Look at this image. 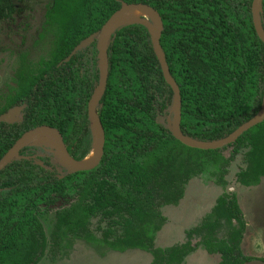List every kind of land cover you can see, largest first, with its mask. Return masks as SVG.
I'll use <instances>...</instances> for the list:
<instances>
[{
  "label": "trees",
  "instance_id": "trees-1",
  "mask_svg": "<svg viewBox=\"0 0 264 264\" xmlns=\"http://www.w3.org/2000/svg\"><path fill=\"white\" fill-rule=\"evenodd\" d=\"M254 0H54L48 24L58 43L51 60L37 72L21 56L17 90L0 118L22 108L14 122L0 121V161L27 132L49 126L60 132L68 154L87 158L94 149L90 100L101 76L99 34L123 3L153 7L164 24L161 45L182 96L181 130L193 140L227 138L262 109L264 42L253 21ZM17 12L14 0H0V22ZM264 29V1L261 13ZM109 76L97 113L105 131L100 164L72 173L41 146H25L0 172V264H39L50 247L42 216L61 204L56 227L84 234L115 250L141 248L152 264H183L197 249L219 254L220 264H248L263 258L242 252L246 222L238 198H221L217 212L239 224L236 237L217 241L204 236L165 250L153 249L163 225L159 199L170 204L201 168V156L215 151L188 147L174 137L175 94L164 78L153 35L141 24L117 29L108 47ZM248 143L246 141L247 137ZM248 149L244 175L259 185L264 176V121L231 145ZM186 165V168H185ZM164 203V204H165ZM98 219L97 229H91ZM101 231V236L97 235ZM191 236V233H188Z\"/></svg>",
  "mask_w": 264,
  "mask_h": 264
},
{
  "label": "rangeland",
  "instance_id": "rangeland-1",
  "mask_svg": "<svg viewBox=\"0 0 264 264\" xmlns=\"http://www.w3.org/2000/svg\"><path fill=\"white\" fill-rule=\"evenodd\" d=\"M14 4L16 14L0 22V111L6 105L7 98L17 90L15 74L21 56L26 54L28 66L37 72L43 61L53 58L58 43L56 31L51 29L47 17L54 0H14ZM16 119L17 116L11 121ZM248 139L249 136L246 138L247 143ZM41 147L53 152L50 147ZM239 148L236 144L200 155L202 168L187 179L181 198L170 204L163 199L158 200L159 211L165 220L155 232L153 249L165 250L187 242L196 244L204 236L220 242L230 241L236 237L240 226L237 221L227 218L224 211L217 212V205L221 198L235 195L247 225L242 252L264 259V176L260 177L259 185L241 183L243 179L255 181V175H244L249 165L248 149ZM61 208L59 204L51 214L42 216L50 247L39 264L153 263L154 256L149 250H115L104 242L89 241L77 231H69L63 226L57 229L56 215ZM97 222L98 219L93 220L94 224L90 228L97 229ZM101 234V231H97L98 236ZM220 262L219 254L212 255L200 247L183 264ZM248 264L264 263L255 261Z\"/></svg>",
  "mask_w": 264,
  "mask_h": 264
},
{
  "label": "water",
  "instance_id": "water-1",
  "mask_svg": "<svg viewBox=\"0 0 264 264\" xmlns=\"http://www.w3.org/2000/svg\"><path fill=\"white\" fill-rule=\"evenodd\" d=\"M263 1L264 0H254L252 5V14H253V21L255 29L260 37V39L264 42V29L261 22V13L263 10ZM129 10H139L141 12H150L153 13L156 17L157 24H158V31L155 35H153V42H154V49L159 57L160 63L163 68L164 72V78H166L168 84L171 86V88L174 91L175 99H174V118L173 120H170L171 123V129L174 134V137L179 140L184 145L195 148V149H201V150H216L223 148L225 146H228L235 141H237L244 133L249 131L250 129L257 126L259 123L264 121V100L262 103V109L261 111L249 122L243 124L239 129H237L234 133L229 135L227 138L215 141V142H201L193 140L187 136H185L181 130V120H182V96L181 91L179 88V85L177 84L176 80L172 78L171 76V70L167 63L166 54L162 48L161 45V36L164 28L163 20L160 16V14L151 6L146 4H128L123 3L120 10L116 11L110 19L105 23L103 26L101 32L99 34H93L88 39H86L83 43L78 45L72 55L67 59V61H70L72 56L78 52L80 49L92 44L96 37L98 40V51H99V59H100V68H101V76L99 77L100 83L97 89L95 90L90 103H89V116L90 119L93 122V133H94V127L96 126L99 132V140L97 144H95L93 151L95 150V147H97V155L93 161L85 162L87 158L84 160L78 161L73 159L67 152V149L65 147V144L63 142V137L60 134L58 130H56L53 127L49 126H42L38 127L34 130H31L23 135V137L14 145L12 149L8 151V153L3 157V159L0 161V172L3 171L7 166H9L14 159L18 158L20 155L21 150L27 146L30 145V143H27V140L42 131L49 130L55 133L58 137V143H59V153H54L60 158L61 164L68 168L72 173L75 172H84V171H91L95 169L101 162L103 158L104 153V145H105V131L103 128V124L101 122V119L97 113V108L99 105V101L102 98V96L105 94L107 86H108V76H109V63H108V47L110 44V39L113 35V33L119 29L118 27V21L121 16H123L127 11ZM22 111V108H16L12 109L8 113L1 116L0 121L4 122H14L11 121L12 118L18 117ZM95 137V133H94ZM96 139V138H94ZM96 143V140H95ZM35 146H41L32 144ZM92 151V152H93ZM91 152V153H92Z\"/></svg>",
  "mask_w": 264,
  "mask_h": 264
},
{
  "label": "bare ground",
  "instance_id": "bare-ground-1",
  "mask_svg": "<svg viewBox=\"0 0 264 264\" xmlns=\"http://www.w3.org/2000/svg\"><path fill=\"white\" fill-rule=\"evenodd\" d=\"M133 24H141L146 26L152 35H155L158 31V24L156 17L153 13L150 12H141L139 10H129L127 11L123 16L120 17L118 21V27L133 25ZM94 133H95V140L96 143L99 140V132L97 127H94ZM34 143L38 145H44L47 147H50L55 153H59V143H58V137L55 133L49 130L42 131L38 134H35L31 136L27 143ZM97 147H95V150L89 155V157L85 160V162L93 161L97 155Z\"/></svg>",
  "mask_w": 264,
  "mask_h": 264
}]
</instances>
